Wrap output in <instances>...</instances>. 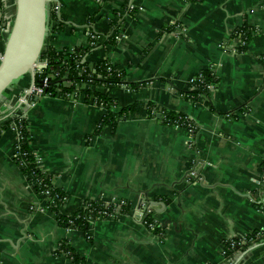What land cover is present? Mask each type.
Listing matches in <instances>:
<instances>
[{"label":"crops","instance_id":"1","mask_svg":"<svg viewBox=\"0 0 264 264\" xmlns=\"http://www.w3.org/2000/svg\"><path fill=\"white\" fill-rule=\"evenodd\" d=\"M60 4L57 51L86 48L95 35L86 62H107L124 81L146 84L110 90L117 111L134 103L137 110L100 133V107L39 100L27 114L31 148L67 194L63 215L86 200L123 201L130 210L95 220L90 239L62 227L17 163L16 134L0 129V264H71L63 242L86 264H264V240L240 246L233 261L223 256L226 242L264 229V0ZM14 15L15 0H0V50ZM245 26L259 36L242 51ZM206 70L215 89L193 103L185 92ZM31 82L26 75L6 91L0 120L19 111L17 97ZM151 106L184 114L195 133L150 116ZM144 210L158 232L138 217Z\"/></svg>","mask_w":264,"mask_h":264},{"label":"trees","instance_id":"2","mask_svg":"<svg viewBox=\"0 0 264 264\" xmlns=\"http://www.w3.org/2000/svg\"><path fill=\"white\" fill-rule=\"evenodd\" d=\"M50 26L52 21L56 20V15L50 14ZM57 29L51 28L50 35L46 41V47L40 56L42 61H46L48 67L40 71L36 76V85L40 86L44 78H49V88L47 92L51 94L52 98L57 96L62 97L65 94H70L73 98H77L76 85L88 84L95 86H106L109 90H113L120 86H127L133 91H138L146 83L144 82H126L124 81V72L113 69L107 62L98 63L95 68L86 62L85 56L90 54L96 46H88L86 48H77L73 53H69L70 50L57 51L54 47L53 34ZM59 30V29H58ZM168 28L167 31H170ZM259 36V33L255 32L250 27H243L239 30L237 37L244 42V46L241 47L242 51H246L250 42ZM1 39V36H0ZM91 40H89V43ZM202 78H197L195 81L194 89L185 92V95L193 103L196 102L200 96H209L211 92L208 86H216V79L211 70H206L201 73ZM66 82L72 83L71 86H66ZM60 91V92H58ZM90 90L86 91L89 95ZM97 98L104 102L106 107L104 108V116L99 124L98 133L108 126H114L118 121L125 119L133 114L137 110V103H134L121 111H117L113 108L112 100L109 98L108 93H95ZM149 111L150 116L153 115ZM164 113L161 114V120L164 124L174 126L176 123H181L186 116L184 114H176L170 111L161 110ZM9 115L5 117L8 121L3 122L0 125L1 130H9L14 128L20 137V141L17 145L18 157L17 163L21 164L23 171L28 178L29 183L34 187L38 194L48 192V210L58 217L59 224L71 230L81 231L85 236H89V220H96L98 216L115 214L112 206L106 205L101 201L86 200L81 203L78 210L72 215H63L61 213V207L63 206V199L67 197V194L58 189L54 184V176L47 175V173L39 165L38 157L35 151L31 148V132L29 123L27 120H20L15 115L11 118ZM130 207L127 206L122 209L120 214L128 213ZM153 221L152 215H148L146 218V226ZM161 227L153 229L154 232H158ZM151 230V229H150ZM257 232V231H256ZM254 232V233H256ZM256 243H261L264 240V234L260 237L254 238ZM229 245L226 244L227 254L233 256L235 250H228ZM60 251L71 259V264H86L84 257L79 255L72 245L68 242H63Z\"/></svg>","mask_w":264,"mask_h":264},{"label":"built area","instance_id":"3","mask_svg":"<svg viewBox=\"0 0 264 264\" xmlns=\"http://www.w3.org/2000/svg\"><path fill=\"white\" fill-rule=\"evenodd\" d=\"M61 4H60V0H49V3L47 5V9H48V30H47V38L50 35V31L51 28H54L55 25H57V23L60 21V12H61ZM53 13L56 15V20L52 21V26H50V14ZM14 19V18H13ZM12 20H10L9 23L6 24V31L8 32L11 25H12ZM56 23V24H55ZM2 30V29H1ZM116 39H118V36L115 37ZM89 40H91L90 43H88V46H96L98 44L97 42V37L95 35H90L89 36ZM47 41V39H46ZM244 42H241V46H244ZM46 47V45H45ZM74 50L69 51V53H73ZM3 56V49L0 50V60L2 59ZM87 56V55H86ZM85 56V57H86ZM86 61V59H84ZM48 67V64L46 61H42L40 58L38 59V61L36 62L34 68L36 70V76L37 74L46 69ZM95 68V67H94ZM197 78H202V74H199L198 76H196L195 78L190 80V84H191V89H194L195 87V81ZM66 86H71L72 83L70 82H66L65 84ZM125 86V85H124ZM49 88V78H44L41 82V85H35L32 89H26L25 91L21 92L20 95L17 97V104L19 106V111H17L16 114H14L18 119L20 120H27V114L30 108L34 107L37 102L41 99L44 98H52L51 94L47 92V89ZM208 89H210V91H213L215 89V86H208ZM90 90L91 93L89 95L86 94V91ZM60 92V91H58ZM76 92L78 97L77 98H73L70 94H65L62 97H55V98H59V99H64V100H69V101H79L80 99H82L84 102H87L89 104L95 105L100 107L101 109L104 110V108L106 107V105L104 104V102L100 101L97 96L95 95V93H109L110 90L104 86H95V85H88V84H77L76 85ZM109 96V94H108ZM110 98V97H109ZM112 100V105L113 108L116 110L117 109V105H116V101L112 98H110ZM153 115H156L157 113L162 116L161 114H163L164 112L157 109V108H153L152 109ZM13 115V116H14ZM13 116H10L11 118ZM8 121V118H4L2 120H0V125L5 122ZM173 127H177V128H184L187 129L188 132L193 135L195 133L196 127L195 125L186 117L181 123H176ZM10 130H12L16 136H17V141L19 143L20 141V137L18 135V133L15 131L14 128H10ZM17 143V145H18ZM17 155H18V151H17ZM21 165V164H20ZM22 166V165H21ZM195 173L192 172V176H194ZM41 195L45 196L48 199V192H44ZM67 200V197H65L63 199V203H65ZM109 206H112L114 208V212L115 214H110V215H106L105 217H103V215L98 216V218L96 220H100V219H106V218H115L117 216L120 215L121 211L123 208L129 206L128 203L123 202V201H113L109 204H106ZM48 208V206H47ZM148 216V212L146 210L142 211V212H138V217L143 221V223L146 225V218ZM153 219V218H152ZM95 220L90 219L89 222L90 224L93 223ZM148 229H151V231H153V229H155L156 227H160L153 219V221L148 224L146 226ZM264 234V229L257 231L256 233H251L249 235L243 236L240 239L236 240V241H229L226 242L224 244V249H223V256L225 257V259L227 261H233V257L229 256L227 254V249H226V244L229 245L228 250H235L237 247L240 246H245V247H249L252 244H255L256 240L254 239L255 237H260ZM88 239H90V235L87 236ZM60 247H62V243L60 245ZM238 250V249H236Z\"/></svg>","mask_w":264,"mask_h":264},{"label":"water","instance_id":"4","mask_svg":"<svg viewBox=\"0 0 264 264\" xmlns=\"http://www.w3.org/2000/svg\"><path fill=\"white\" fill-rule=\"evenodd\" d=\"M48 3L49 0H15V15L0 60V99L26 75L32 78L29 89L36 85L34 66L46 45Z\"/></svg>","mask_w":264,"mask_h":264}]
</instances>
